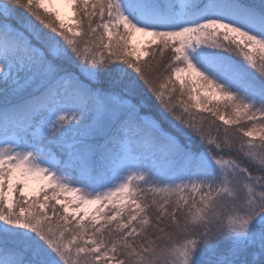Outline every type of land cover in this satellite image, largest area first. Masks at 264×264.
<instances>
[{
  "label": "snow or ice",
  "instance_id": "6c2138e0",
  "mask_svg": "<svg viewBox=\"0 0 264 264\" xmlns=\"http://www.w3.org/2000/svg\"><path fill=\"white\" fill-rule=\"evenodd\" d=\"M0 264H264V2L0 0Z\"/></svg>",
  "mask_w": 264,
  "mask_h": 264
},
{
  "label": "trees",
  "instance_id": "16d2710c",
  "mask_svg": "<svg viewBox=\"0 0 264 264\" xmlns=\"http://www.w3.org/2000/svg\"><path fill=\"white\" fill-rule=\"evenodd\" d=\"M245 2H248V3H253V4H256V5H259L260 3H262V2H264V0L263 1H259V0H245Z\"/></svg>",
  "mask_w": 264,
  "mask_h": 264
},
{
  "label": "rangeland",
  "instance_id": "374dc122",
  "mask_svg": "<svg viewBox=\"0 0 264 264\" xmlns=\"http://www.w3.org/2000/svg\"><path fill=\"white\" fill-rule=\"evenodd\" d=\"M257 1V0H256ZM259 1H263V0H259ZM63 10V9H62Z\"/></svg>",
  "mask_w": 264,
  "mask_h": 264
}]
</instances>
